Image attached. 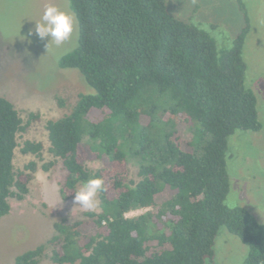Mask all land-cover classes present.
I'll return each instance as SVG.
<instances>
[{
  "label": "trees",
  "instance_id": "1",
  "mask_svg": "<svg viewBox=\"0 0 264 264\" xmlns=\"http://www.w3.org/2000/svg\"><path fill=\"white\" fill-rule=\"evenodd\" d=\"M67 1L78 41L58 66L77 70L93 93H80L66 115L46 122L49 153L65 170L63 197L89 177H102L105 191L97 212L55 223L53 236L14 264H39L47 247L54 264H207L221 228L247 247L244 264H264V223L225 205L229 137L264 130L245 84L248 28L231 49L219 50L208 33L172 16L164 0ZM179 123L192 136L185 148ZM28 125L0 97V219L9 199H24L38 169L30 161L14 171L17 135ZM42 150L29 140L20 148L40 160ZM88 155L102 166L89 170ZM128 162L139 178L132 187Z\"/></svg>",
  "mask_w": 264,
  "mask_h": 264
},
{
  "label": "rangeland",
  "instance_id": "2",
  "mask_svg": "<svg viewBox=\"0 0 264 264\" xmlns=\"http://www.w3.org/2000/svg\"><path fill=\"white\" fill-rule=\"evenodd\" d=\"M168 12L208 33L219 50L231 49L245 28L243 59L247 66L245 84L257 101L259 122L264 126V0H164ZM49 0H0V97L12 103L25 132L17 135L14 171L30 161L38 169L32 174L28 193L23 200L9 199L11 210L0 219V264H14L16 256L45 244L54 234V224L82 219L85 210L74 204V196L65 198L60 189L65 170L60 160L49 153L45 124L66 115L80 93H93L83 76L75 69H60V58L72 51L78 41L77 22L72 37L56 46L34 34ZM61 10L73 14L67 0H51ZM63 102V107L57 103ZM30 115L37 116L30 120ZM184 148L191 134L183 124L177 125ZM40 142L41 160L20 152L25 141ZM227 173L229 193L225 205L247 209L259 223H264V130L236 131L228 139ZM53 162L49 171L41 167ZM88 155L87 168L102 166ZM127 184L139 180L137 168L127 165ZM80 188V187H79ZM77 189V191L79 190ZM98 200V197H96ZM99 207L92 212H97ZM145 210L130 212L133 217ZM214 259L207 264H244L248 249L240 240L221 228L215 239ZM47 247L39 264H54Z\"/></svg>",
  "mask_w": 264,
  "mask_h": 264
},
{
  "label": "clouds",
  "instance_id": "3",
  "mask_svg": "<svg viewBox=\"0 0 264 264\" xmlns=\"http://www.w3.org/2000/svg\"><path fill=\"white\" fill-rule=\"evenodd\" d=\"M35 21L34 34L41 40H48L46 48L50 43L61 46L68 41L75 30L76 18L61 10L49 0L39 21ZM105 191L102 177H89L82 183L78 191H75L74 204L85 209L95 210L99 206L96 199L99 192Z\"/></svg>",
  "mask_w": 264,
  "mask_h": 264
}]
</instances>
